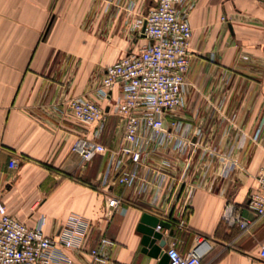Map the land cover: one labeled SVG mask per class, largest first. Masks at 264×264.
<instances>
[{
  "label": "crops",
  "instance_id": "1",
  "mask_svg": "<svg viewBox=\"0 0 264 264\" xmlns=\"http://www.w3.org/2000/svg\"><path fill=\"white\" fill-rule=\"evenodd\" d=\"M152 5L0 0V202L28 225L44 217L50 236L70 215L88 218V247L101 235L111 240L105 264L161 263V254L143 249L138 226L144 213L169 224L159 230L181 254L196 234L208 237L211 248L201 264H264L258 256L264 215L247 207L264 164V0H196L190 11V66L178 115L182 135L195 141L189 161L194 189L185 212L181 201L170 205L162 197L115 205V197L131 192L113 180V152L83 162L71 149L95 124L78 122L67 101L97 100L105 67L146 42L134 23ZM120 95L114 88L110 102H100L112 104ZM99 140L111 148L123 142L110 112ZM12 157L14 168L8 166ZM230 202L251 221L247 230L223 221Z\"/></svg>",
  "mask_w": 264,
  "mask_h": 264
},
{
  "label": "built area",
  "instance_id": "2",
  "mask_svg": "<svg viewBox=\"0 0 264 264\" xmlns=\"http://www.w3.org/2000/svg\"><path fill=\"white\" fill-rule=\"evenodd\" d=\"M195 2L153 0L144 18L134 23L138 35L146 42L105 67L94 91L97 100L81 95L67 101L68 112L78 122L95 124L92 132L75 138L72 151L83 162L107 151L115 155L113 180L131 192L130 198L115 197L112 200L115 205L125 201L135 203L139 197L150 200L162 197L170 205L181 201L185 212L192 196L189 161L195 141L182 135L183 122L178 115L187 86L192 36L189 15ZM133 6L134 2L129 1L127 8L131 10ZM114 88L120 89V97L103 105L100 101L110 102ZM108 112L116 117L122 132L123 142L114 148L99 140ZM259 133L258 129L254 139ZM126 156L130 166L126 165ZM8 166L16 167L17 159L10 158ZM257 180V188L249 192L247 207L255 216H262L264 164ZM222 219L228 226L241 230H247L251 222L231 202L224 207ZM44 220L40 217L34 225H28L10 215L0 202V264L106 263L111 240L101 235L88 247L92 229L88 218L70 215L51 236L43 231ZM183 222L182 217L180 224ZM210 248L208 237L196 234L187 253L181 254L174 244H165L163 252L167 264H201ZM258 256L264 259V241L259 244Z\"/></svg>",
  "mask_w": 264,
  "mask_h": 264
},
{
  "label": "water",
  "instance_id": "3",
  "mask_svg": "<svg viewBox=\"0 0 264 264\" xmlns=\"http://www.w3.org/2000/svg\"><path fill=\"white\" fill-rule=\"evenodd\" d=\"M157 226L162 228L168 227L169 224L163 219L144 213L141 223L138 226V229L143 233L141 242L144 251H148L153 256L161 254L160 264H167V255L163 252V246L166 244V240L163 238L162 232L159 230L160 228L157 229Z\"/></svg>",
  "mask_w": 264,
  "mask_h": 264
}]
</instances>
